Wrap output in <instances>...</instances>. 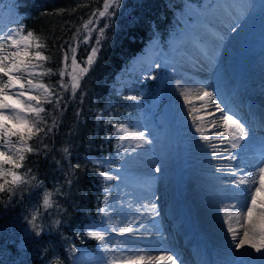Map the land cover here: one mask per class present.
I'll list each match as a JSON object with an SVG mask.
<instances>
[{
  "label": "trees",
  "instance_id": "trees-1",
  "mask_svg": "<svg viewBox=\"0 0 264 264\" xmlns=\"http://www.w3.org/2000/svg\"><path fill=\"white\" fill-rule=\"evenodd\" d=\"M103 3L104 0H17L25 32L32 31L47 45L38 51L50 58L39 63L52 69L53 74L38 76V80L54 95L52 103L43 102L46 111L41 115L45 131L53 119L58 126L47 137L41 132L28 141L39 151L26 153L24 168L17 170L23 173L31 167L32 175L42 180L44 187L25 185L15 195L0 193V264H74L81 249L96 247L97 241L86 235V225L101 218L104 180L92 161L113 157L117 140L108 121L127 122L138 99L128 90L118 95L112 85L148 41L155 37L168 39L185 0H120L118 8L108 10L114 15L93 17L103 9ZM89 19L95 20L89 25L91 31L83 27ZM100 28L104 29L103 37L99 35ZM97 39V56L73 96L70 87H59L61 82L71 83L68 74L62 81L59 75L64 68V53L69 57L68 72L73 55L80 67H87L85 61L90 50L97 47ZM57 93L61 97L58 106ZM130 96L135 99H128ZM77 163L81 168L73 170L71 165ZM100 170L105 172L103 167ZM68 179L73 180L71 186L66 183ZM45 190L53 193V207L46 210ZM34 212L40 213L36 230L29 223Z\"/></svg>",
  "mask_w": 264,
  "mask_h": 264
},
{
  "label": "rangeland",
  "instance_id": "rangeland-1",
  "mask_svg": "<svg viewBox=\"0 0 264 264\" xmlns=\"http://www.w3.org/2000/svg\"><path fill=\"white\" fill-rule=\"evenodd\" d=\"M250 2L254 6L252 13H250L248 0L246 3L244 0H185L178 22L171 29V33L165 41L166 44H163L159 38L146 44L129 65L116 76L112 88L118 95L123 94L127 88L131 90L132 87L142 95L141 100L136 103L137 113L125 125L132 132L144 131L146 138L150 140H156L160 133L169 135L172 145L168 147L167 152L171 165L167 168L156 163L151 167V171L147 160L142 162L143 158L139 156L141 147L136 148V141L134 140H126L122 151L118 152L116 146L113 159L100 160L114 162V168H104L107 169V174L118 175L119 179L104 180V195L107 196V203L104 200L102 209H107L109 215L105 216L101 212V220L89 224L86 229L87 232L106 230V240L104 245L98 242L94 252L80 251L74 259V264H111L113 260H126L129 259L127 256L119 255V248L122 244L137 242L138 239L141 244L149 241V239L140 237L139 235L142 236V234L136 232L126 233L124 236L118 234L123 228H132L138 223L133 215L127 214L129 210L141 211L143 216L150 215L151 219L160 211L162 219L167 220L168 223L164 230L161 221L157 219V229L172 235L176 242V245L173 246L175 252L181 247L180 243L178 245V239H181L184 245H191L190 240L186 239L187 234L190 230H194V234L198 235L197 229L188 220L185 228L176 227L177 223L174 222V218L169 214L170 212L165 210L171 205L169 201L161 207L157 205V200L159 201L163 196L159 194L154 197L149 190L147 174L150 172L156 174V177L153 178L156 186L159 189V186H162L167 190L170 194V201L174 199V203L179 200L183 201L187 193L189 197L190 193H193L194 188L191 187V182L187 178L189 169H192L193 175H198L203 180L205 178L208 185L212 184L215 189L221 188L226 192L224 194L225 207L233 208L230 205V200H235V205L238 206L237 200L242 197V191L232 188L235 184L231 181H234L236 177L229 175V173L237 171L244 175L239 166L246 165V163L232 164L227 167V170L224 168L220 171L213 169L214 157L211 153V144L205 142V138L210 139L208 133H205L207 129L204 127V122L208 120V114L194 104L195 97L192 94L189 95V92H193L190 88L194 84L205 87L213 81L220 89L221 103L227 105V100L232 93L226 92L223 86H234L235 72L241 69L238 62L239 55L244 54L247 63L244 71L247 73L249 65L256 63L254 57L257 55L251 50H258V53L264 54V0H250ZM22 21L23 16L19 12L17 0H0V35H7L8 32L21 27L24 29ZM233 27H235V31L231 30L230 35H234V38L228 37V35L225 37L226 30L233 29ZM24 34H26L25 30ZM197 34H204L213 39L216 51L215 56L208 52L211 56L210 59H213L210 64L198 59L194 56L195 54H188L183 50L188 46L187 44H192L200 51L201 56L205 54L206 44L203 42L204 39ZM238 35L241 37L239 38ZM237 36L238 38H235ZM35 51L36 49L33 47L31 52L34 53ZM173 52L177 53L176 56L175 54L172 56ZM157 64L160 66L156 67ZM259 69L258 76L264 74V59L259 65ZM149 76H154L156 79H146ZM33 79L35 82H42L38 80V76L33 77ZM257 82L258 80L252 83L248 90H243L242 87L244 96L240 97L241 101L245 97L255 99L258 96L256 93ZM185 93L188 94L187 103L185 102ZM166 102L171 103L173 112L169 120H166L162 113ZM184 107L186 109L183 111ZM202 112L204 113L202 114ZM198 126L203 135L196 131ZM244 126L249 134L254 132L251 127L245 124ZM149 127L152 128V135L147 133ZM262 146L255 143L251 144L250 149L244 146L246 151H250L248 158L257 157L261 162L260 151L256 148H262ZM157 168L159 171H156ZM179 173L183 174L181 182L179 181ZM210 173H221L224 176L212 178L208 175ZM122 193L125 196L122 197ZM202 193L212 194L209 190ZM198 195L197 192L196 196ZM187 200L189 201V198ZM149 206L151 210L147 209ZM154 206L156 207L155 210ZM259 211L258 207L256 213L259 214ZM189 214L191 220L195 219L193 216L195 213L192 210H189ZM231 217L233 219V215ZM240 223L242 224L241 221ZM218 230L222 235L224 234L226 239H232L229 237V233L225 234L220 228ZM238 232L241 233V230ZM203 242L206 247L214 248L204 240ZM240 251L251 253L250 256L256 255V252L247 246ZM178 259L180 263L186 264L184 253L179 252ZM226 264L236 263L229 260Z\"/></svg>",
  "mask_w": 264,
  "mask_h": 264
},
{
  "label": "snow or ice",
  "instance_id": "snow-or-ice-1",
  "mask_svg": "<svg viewBox=\"0 0 264 264\" xmlns=\"http://www.w3.org/2000/svg\"><path fill=\"white\" fill-rule=\"evenodd\" d=\"M120 6V0H104L103 9L96 13H93V17H105L112 16L115 13L109 12L110 8H118ZM95 23L94 19L83 25L84 29L91 31L89 25ZM235 31V27L232 29ZM104 29H99L100 37L104 36ZM97 47L90 50V54L87 56L85 64L87 67H80L77 64L75 55L72 56L71 60V72H68L67 61L69 59L68 53L65 52L63 56L64 68L59 72L61 81L65 74H68L71 79L70 85H65L63 82L60 83L61 89L67 90L71 88L72 95L75 96L76 89L80 87V79L84 74L87 73L88 67H90L97 56L98 46L100 40L95 41ZM37 49L34 53L31 52L32 48ZM47 45L43 44L39 37H37L32 31H28L24 34V29L21 27L15 31H10L7 35H0V193L7 191L9 195H15L17 190L23 191L25 185L33 186L36 188H43L44 183L42 180H38L32 175V168L28 167L23 173L17 171L18 169L24 168V160L26 159V153L37 152L39 149H33L28 143L34 135H38L44 132V136L47 137L49 133L56 128L57 122L53 119L51 126L47 127L45 131V119L41 115L46 110L43 106V102L52 103L53 91L43 82H35L33 77L52 75V69H45L43 63L50 57L44 55L38 51L40 48H46ZM73 53L75 49H72ZM159 67L160 65H155ZM39 70V71H38ZM6 77V79H4ZM25 77L27 79L25 80ZM146 79H156L154 76L146 77ZM27 86V87H26ZM36 93V94H33ZM55 104H60L61 97L56 94ZM185 102H188V94H184ZM212 93L204 91L200 96V100H210ZM128 99L134 100L135 97H128ZM206 107V105H205ZM215 112L223 113V115L217 117L221 121V127L224 129L223 132L216 133L217 136L227 137V143L232 149L240 147V141L248 139V130L238 118H234L235 114H230L229 111H225L219 103L215 104ZM215 112L210 115H215ZM79 115V113H77ZM10 122V123H9ZM112 124L115 129L113 135L117 139V151L124 149V143L126 140L136 141L135 147L140 148L144 145L150 144L151 140L146 138L144 131H130L129 127L122 123H113L112 120L108 121ZM213 126H216V121H211ZM197 132H201V128H196ZM203 135V133L201 132ZM15 138V139H13ZM43 138L39 141L42 143ZM205 142L211 144L214 154L219 157L220 153L216 151L218 145L213 143L210 139L205 138ZM219 143H225L224 140H220ZM47 147V145H44ZM64 153L69 155L68 149L65 148ZM261 163L258 166L257 173L254 175L252 171L247 172L246 175H241L237 171H232L229 175L236 177L234 183L237 187L247 185L244 187L241 196L243 202L240 203L241 211L237 213V227H233L231 224L232 217H228L229 228L228 231L232 234V240L235 242V248L237 250L244 249L247 246L253 249L256 253L264 252V152H262ZM223 159L231 162L235 159L234 156H225ZM59 163V162H57ZM96 165V171L106 181H113L119 179L118 175H109L100 169L107 167L109 169L114 168V162L110 161H92ZM72 169H79L81 165L79 163L71 165ZM156 171H159L157 168ZM70 175H72L70 173ZM248 177H252L249 180ZM78 179V177H77ZM66 183L71 186L73 183L72 179H68ZM56 194L60 195L59 189L56 190ZM53 193L45 190L43 195V207L48 209L53 207L52 200ZM105 203H107V196L104 197ZM259 201V204H258ZM233 208L236 207L234 204ZM259 211V217L254 219V212ZM102 214L109 215L107 209H101ZM40 213L34 212L32 219L29 223L32 225L33 230H36L39 225L37 219ZM241 217L243 223H240ZM59 226V221L55 222ZM243 228L242 234L238 232V228ZM131 227H125L118 232L119 235L124 236L126 233H131ZM39 235V232H37ZM86 235L98 241L101 245L105 244L106 230H93L88 231ZM75 251V248L72 249ZM251 253L242 252L237 259L240 264H245L244 256H250ZM261 264H264V255L260 257ZM137 259L143 260L144 257L130 258L126 260H113L111 264H137ZM156 259L162 260L164 257H157ZM177 259L173 256H168L167 260L170 264H177ZM59 264V261L56 262Z\"/></svg>",
  "mask_w": 264,
  "mask_h": 264
},
{
  "label": "bare ground",
  "instance_id": "bare-ground-1",
  "mask_svg": "<svg viewBox=\"0 0 264 264\" xmlns=\"http://www.w3.org/2000/svg\"><path fill=\"white\" fill-rule=\"evenodd\" d=\"M244 2L246 3V0H244ZM248 3H250V13H252L254 6L250 2V0H248ZM231 30L232 28L227 29L224 36L227 37L228 35V37L232 36L234 38V35H230ZM197 35L200 38L202 37L204 39L203 42L204 44H206L205 54L201 56L200 51L192 46V44H187L188 46L183 50L188 54H195V57L200 60L202 59L206 64H210L213 62V59H210L211 56L209 54L215 56L216 51V46L213 44V39L207 37L204 34ZM238 36L235 38H238ZM240 37L241 36H239V38ZM251 52L257 55L254 57L256 59V63L254 65H249L247 73L241 70H237L235 72L239 76L238 83L241 84V87L233 88L229 85L223 86L225 87L226 92L230 91V93L233 92L237 96H244L242 94V87L243 90H248L250 85L258 80L256 85V93L258 96L255 99L252 98L249 106V112H251L254 116H257V120L255 123L244 121L245 123L250 125L255 132L249 134L248 131V139L240 141L239 148L232 149L227 143L226 135H216V133L218 132H223L224 129L220 126L221 121L217 119V117L223 115V113L215 112V104L219 103L226 112L230 110L231 113L235 114L234 118H240V116H243L246 113L244 106L239 105L237 102L234 105H230L229 107L221 103V95L219 93L220 89H218L217 84H215L213 81L211 84H208L205 87L194 84V86L190 88L191 90H193V92H189V95L192 94L193 97H195L194 104L208 114V120L204 122V127L207 129L205 133H208V135L210 136V140L218 145L216 151L220 153L219 157L214 154L213 149L210 146L212 149V156L214 157L212 165L213 169L216 171H220L222 168H224V170H227V167L232 164L241 165L244 162L246 163V165L242 164V166H239L241 167L240 170L242 171V173L246 175L247 172L252 171L255 175L257 173L258 166L261 163L257 157L248 158L250 151H246L244 149V146H247V148L250 149L251 144L255 143L263 145L262 148H256V150L260 151L259 154L261 155L262 152H264V74L262 73L260 76H258V73L260 72L259 65L262 64L264 54L262 55L258 53V50L254 49H252ZM174 54L176 56L177 53L173 52L172 56H174ZM247 74L249 75L246 76ZM204 91L212 93V97L210 100L205 101L199 99V96ZM236 100H239V98L234 99V101ZM184 109L186 108L184 107L183 111ZM204 112H202V114ZM213 112H215V115H210V113ZM213 120L216 121V126L212 125L211 121ZM147 133L148 135L153 134L151 127H149V132ZM220 140H224L225 143H219ZM171 145L172 141L169 135H167L166 133H160V135L156 137V140L152 139L150 144L144 145L140 148L139 156L143 158H141L142 162L144 160H147L148 166L150 168L156 163L169 168L171 165V160L167 151L168 147ZM225 156H234L235 159L229 162L228 160L223 159V157ZM150 170L152 171V168ZM208 175L212 176V178L214 176H224L221 173H210ZM147 176L149 178L148 188L153 193L154 197L159 194L163 196L159 201L157 200V205L161 207L163 206V204L168 203V201L171 203V205L165 210L167 212H170L169 214L174 218V222L177 223L176 227L185 228L187 226L186 221L188 220L189 223L197 229L198 235L194 234V230H190L187 234L188 237H186V239L190 240V244L192 246H190L189 244L184 245L183 241L181 239H178V245L180 243L181 247L178 249V251L176 250L175 252L173 246L176 245V242L173 240L172 235L167 234L165 231L161 232L159 229H157V219L161 221V225L162 227H164V230L166 229L165 226L168 223L167 220L162 219V214H160V211H158L159 213L157 212L156 215L151 219L150 215L147 216L148 218L143 216L141 211L129 210L130 212L128 211L127 214L133 215L134 218L138 221L137 224L132 226V232L142 234V236H139L144 239H149V241L141 244L139 243L138 239L137 242L122 244L121 248H119V255H123L124 257L127 256L129 259L144 257L143 260L137 259V264H170V262L167 260V257L173 256L174 258H178L179 252L185 254L186 264H226L229 260H233L234 263L240 264V261L237 259V257L241 255L242 251L234 248V241L232 239H226L224 234L222 235L218 229H222L225 234L229 233V237H232V234L228 231V217L233 215L231 224L233 227H237L236 216L237 213L241 211L240 203L243 202V197L237 200L240 203L237 204L238 206H236L235 208L225 207L224 201L226 200L224 194H226V192L221 188L215 189L214 185L212 184L208 185V182L205 178L203 180L202 177L193 175L192 169H189L187 178L188 181L191 182V187L194 188L193 193H190V197L188 193L186 194V198H189V201L184 197L183 201L178 199L179 201L177 203H174V199L170 201V194L167 190H165L162 186H159L160 189L156 186V182L153 180V178L156 177V174L150 172L149 174H147ZM248 178L249 180L252 179V177ZM244 187H247V185H242L241 187H237L236 185H234L232 188L242 191ZM205 190L211 191L212 194H203L202 192ZM197 192L199 193L198 196H196ZM193 194H195V196H193ZM123 196H125L124 193H122V197ZM261 199H264V197H261ZM230 201V205L233 206L235 204V200ZM147 209L151 210V207L149 206L147 207ZM155 209L156 207L154 206V210ZM189 210H192L195 213V215L193 214L195 219L191 220ZM258 217L259 214L254 212V219H257ZM240 221L243 223L242 217ZM242 229V227L238 228V231L241 230V234L243 232ZM196 240L201 241L200 245H204V240L206 243L214 246V248H216V250L214 251L216 257L212 259L209 254L197 250L194 246ZM261 255H264V252L256 253V255L254 256H244L243 259L245 261V264H261V260L259 258ZM157 257H164V259L159 260L156 259ZM177 264H182L180 263L179 259H177Z\"/></svg>",
  "mask_w": 264,
  "mask_h": 264
},
{
  "label": "water",
  "instance_id": "water-1",
  "mask_svg": "<svg viewBox=\"0 0 264 264\" xmlns=\"http://www.w3.org/2000/svg\"><path fill=\"white\" fill-rule=\"evenodd\" d=\"M168 109V110H167ZM167 110V111H166ZM169 111V113H167ZM171 113V110H170V104H167L165 106V114L167 115V117H169V114Z\"/></svg>",
  "mask_w": 264,
  "mask_h": 264
}]
</instances>
